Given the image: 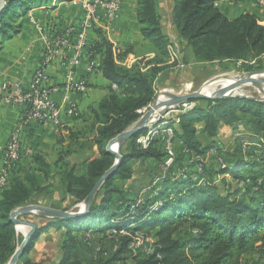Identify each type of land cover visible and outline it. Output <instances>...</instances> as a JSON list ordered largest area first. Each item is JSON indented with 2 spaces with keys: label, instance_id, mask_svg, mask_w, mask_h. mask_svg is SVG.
Wrapping results in <instances>:
<instances>
[{
  "label": "trees",
  "instance_id": "1",
  "mask_svg": "<svg viewBox=\"0 0 264 264\" xmlns=\"http://www.w3.org/2000/svg\"><path fill=\"white\" fill-rule=\"evenodd\" d=\"M53 1L7 0L0 14V51L5 42L21 33L23 16ZM219 1L223 0H170L169 23L176 33L174 41L163 27L158 0H137L140 32L145 40L151 41L155 55L140 59L131 68L117 64L119 50L115 52L106 34L97 31L99 39L92 49L101 57L100 70L119 88V91L111 90L91 109L87 135L93 136L92 142L98 147L100 158L90 162L86 171L79 174L77 166L68 164L67 159L76 153L78 142L86 133L70 131L71 143L61 148L54 165H64L57 175L58 185L47 184L57 180V176H51L52 165L40 152L32 155L33 167L18 177L13 175L0 194V264H8L18 248L16 229L9 221L11 213L28 205L69 211L82 204L115 163V157L107 152L109 142L137 122L154 102L161 75L169 74L179 64L186 68V63H193L190 69L194 71L217 62H262L264 25L250 14L230 19L217 8ZM182 48H186L185 53ZM128 53L131 50L123 52L121 58ZM172 74L174 76V72ZM161 85L179 86L170 80ZM191 102L197 105L177 114L176 128L175 117L161 119L160 124L166 122L173 127L172 145L176 147V142H180L192 159L191 164L201 167L200 182H194L190 175L186 180L167 178L159 184V193L149 191L142 204L134 205L135 200L129 197L131 192L126 186L133 179V163L158 161L161 165L167 155L159 138L147 149H141L139 141L148 132L142 131L123 145V163L102 185L90 213L79 220L43 218L45 222L37 225L18 264H44L33 259L23 262V259L34 250L37 239L53 228L61 232L62 239L61 257L55 264H82L81 251L88 245L71 228L98 229L102 237H112L108 249L105 246L97 252L100 258L97 264H242L247 255L264 258V201L256 205L257 198L250 195L253 188L248 186L227 193L220 189L221 183L230 185V178L243 182V168L264 171V157L252 163L230 161L224 167L214 164L215 156L207 158L212 150L220 151L218 139L223 125L237 128L244 123L250 132L264 139V100L236 97ZM201 125L205 142L199 137ZM137 233L143 234L136 238ZM136 239L144 244L153 240L152 252L134 249ZM89 251L83 252L84 256Z\"/></svg>",
  "mask_w": 264,
  "mask_h": 264
},
{
  "label": "crops",
  "instance_id": "2",
  "mask_svg": "<svg viewBox=\"0 0 264 264\" xmlns=\"http://www.w3.org/2000/svg\"><path fill=\"white\" fill-rule=\"evenodd\" d=\"M160 1H163L162 4H164L165 11V14L163 15V27L165 30L171 33L170 35L175 41V30L173 29L172 25H169L172 13L170 0H159V2ZM233 1L234 0L219 1L216 3V6L227 17H229L228 14L230 7L239 9L241 11L239 15H236L234 18L229 17L230 19H235L242 15L250 14L260 19V22L262 25H264V9L258 7L255 0H246L238 7L234 6ZM69 3L70 6H55L53 9H43L40 7L37 10H40L42 12L41 14H37V10H33L26 15L28 22L34 29V37L30 38L29 42H26L25 38L23 37L24 35L20 33L19 39H17V37L8 41L0 51V85L6 81L22 83L23 85H28L31 82L34 71L37 70L40 66V63H42L44 57L43 48L45 43L44 35L39 31L35 23H38L42 27H46V25L50 24L51 22L54 23V26L59 32H63V30L66 29L68 25L84 17V8L80 0H70ZM123 5L122 12L118 19L114 22L112 32L107 38L122 50L119 51V59L117 60V64L131 68L140 59L153 58L155 54L151 48H147L148 42L142 37L140 32V25L136 16L137 0H123ZM164 11L163 8H160L159 12L163 14ZM165 23H167V27L165 26ZM88 37L92 44L99 39L97 32H90ZM136 47H140L139 49L141 50L136 51ZM129 50H131V53H128L126 57L122 59L121 55L123 52L125 53ZM69 53L73 54L74 51L70 50ZM97 58L99 59L101 66V57L98 55ZM174 59L175 55L173 56V60ZM69 72V65L65 63L61 57L57 58L48 69L49 81L46 86H64V84L68 81ZM71 80L74 83L86 81L88 88L83 93L70 94L65 90H59L58 92L53 93L52 100L56 101L57 103L65 104L67 101L75 102L79 105L83 112V116L80 119L70 118L65 113L61 117V121L64 123L63 128H61L62 130L65 129L67 131L70 130L74 132L86 133V135H83V138L79 140V145L77 146L78 150L76 153L67 159V163L71 166L76 165L77 172L82 174L86 171V168L90 162L100 158L99 149L92 142L93 136L87 135V130L91 124V109L96 108L97 106L94 105L97 103L99 105V103L109 95L111 90L119 91V88H115V84L107 80L103 76L101 70L100 73L91 71L90 61L86 56L83 57L82 64L78 68L74 69L73 73L71 74ZM169 80L170 75L168 73L159 77L157 88L160 87V92L164 91L166 88H171L170 86L161 85L163 81L169 82ZM31 89L32 88H29V90ZM25 110L26 109L24 106H12L5 103L0 104V178L4 168V151L6 144L12 131L18 127L22 128L21 144L25 153L28 150L32 151V155L34 152H40L44 155L49 164H51V162L48 161V157H53L56 152L55 150L57 149V145L63 144L62 148H64L71 143L67 138L64 143L60 142L59 126L57 124L49 122L47 125H40L34 120L24 124L23 117ZM165 118L166 117L162 119ZM165 126L166 125L163 122L159 126L151 128L147 134L144 135L145 139L152 140L154 139L155 135L166 132L165 136L160 135L157 137L162 141H166L167 133H173V129L169 128L165 131ZM176 127L177 124L174 125V128ZM222 127L230 128L223 125L221 126L220 131L222 130ZM202 128L203 125H201L199 137L201 141L205 142L206 137L202 132ZM155 129H159L160 131H155ZM144 136L141 137L140 141L144 139ZM173 144L175 145V142H173ZM162 145L165 149L166 145H164V143H162ZM175 146L177 151L181 153L183 145H181L180 142H176ZM57 154L58 157L54 160L53 165H55L59 159V152ZM32 155H27L17 164L14 170V173L17 174V176L15 175L16 177L22 175L24 172L33 167ZM152 162L153 161H146L144 164L152 165ZM62 167H64L63 164L59 165V172L62 171ZM133 169L135 170V168ZM134 176L135 174H133V179H135ZM11 179L12 177L7 179L3 188L8 185ZM132 182V180L128 181L126 186L130 192H137L134 190V186L138 182L135 181L134 184ZM145 194L148 196L149 192H146Z\"/></svg>",
  "mask_w": 264,
  "mask_h": 264
},
{
  "label": "rangeland",
  "instance_id": "3",
  "mask_svg": "<svg viewBox=\"0 0 264 264\" xmlns=\"http://www.w3.org/2000/svg\"><path fill=\"white\" fill-rule=\"evenodd\" d=\"M70 0H56L53 2H49L47 4H45L43 7L41 8H49V9H53V7L55 6H59V7H65L67 5L70 6L69 3ZM244 1L246 0H234V6H240V4L244 3ZM163 1L158 0V9L160 11V8H163L164 11V4H162ZM256 2V0H255ZM124 6V5H123ZM39 8H33L32 10H30L29 12L33 11V10H37ZM51 11V10H50ZM241 11L239 9H235L233 7L229 8V17L234 18L236 15H239ZM42 12L40 10H37V14H41ZM162 14V13H160ZM165 14V11L162 14V19H163V15ZM36 16V13H35ZM257 18V17H256ZM258 23L262 25V23L260 22V19H258ZM20 22H22L23 24V29L21 31V33L24 35L23 37L25 38L26 42L30 41V38L34 37V29L32 27V25L28 22L27 16H23L20 19ZM54 22V21H53ZM49 23V22H48ZM51 23V22H50ZM162 23H164V19L162 20ZM38 23H35V25ZM170 25V24H169ZM165 26L167 27V23H165ZM176 36V34H175ZM18 37V38H17ZM20 35H16L14 36L12 39H19ZM11 39V40H12ZM10 41V40H9ZM148 42V46L147 48H151V50L153 51V45L151 43V41L146 40ZM8 42V41H7ZM5 42L3 47L5 46V44L7 43ZM118 47V46H117ZM183 47V46H182ZM140 47H136V51H140L141 49H139ZM120 49V48H119ZM183 49V53H185L184 51H186L184 48ZM121 50V49H120ZM179 50H181V47L179 46ZM122 51V50H121ZM176 51V50H175ZM177 53V52H176ZM174 56V54H173ZM154 57V56H153ZM172 62H174L173 60L170 62L172 64ZM191 62V61H190ZM140 63V62H139ZM194 67L193 63H186V68L185 65H181L179 64L178 66H176V68L171 71L169 74L171 75V77L173 76V72H174V76L173 78L170 77V82L172 83H176L177 88L176 87H171L174 90L171 91L169 90L168 92L170 93H178V94H190V93H195L198 92L200 89H202L203 86H205V84L211 80L213 77L222 75V74H226V73H246V72H264V59H262V62H248V61H238V62H217V63H213V64H209L206 65L200 69H196L194 71H192L190 68ZM178 68H181L182 70H178ZM250 68V69H249ZM141 69V66H140ZM146 70V68H145ZM144 70V71H145ZM142 71V70H141ZM264 85V82H263ZM158 86V84H157ZM157 95H159L160 93V87L157 88ZM237 92V91H236ZM234 92V93H236ZM243 93L244 95H246L247 98H254V99H258L261 100L262 98L264 99V92L263 90L260 88V86L258 84H248L247 86H245L243 88V90L240 92ZM165 95V93L163 92L160 95ZM192 103V105L195 107L197 104ZM185 104V103H184ZM184 104L179 105L176 107V109L172 112H169L168 114H166L164 117H166L165 119L169 120L172 117H175V124H177V122L179 121L176 117L177 114L183 112V111H187L189 106H184ZM202 105H206L205 103H202ZM94 106H98V103L95 104ZM152 105H150L147 109L149 110L150 107ZM193 106H190L193 108ZM82 112V110H81ZM147 111H143V115L146 113ZM83 113V112H82ZM172 113V114H171ZM142 115V116H143ZM163 117V118H164ZM165 126V131L166 129H173L172 126H170V124L164 122ZM151 128H154L151 127ZM150 128V129H151ZM149 129V130H150ZM148 130V131H149ZM155 131H160L159 129ZM68 132V133H67ZM70 133V130L67 131L65 129H60L59 131V140L62 142H64L66 140V138L68 139V135ZM165 136L166 132L161 133V134H157L155 135L154 139H156L158 136ZM152 139V138H151ZM169 139H166V141H162V143H164V145H166V143H168ZM62 142V143H63ZM218 149H220V151L218 150H212L208 155L207 158L211 157V156H215L216 158H214V164H222V166L224 167L225 164L227 162L230 161H235V160H241V161H246V162H255L258 160H261V158L264 157V139L259 136V135H255L254 133L250 132L245 126L244 124L241 123L238 124L237 128H225L222 127V130L220 131V137L218 139ZM63 144H59L57 145V149L55 150V154L50 157H48V161L51 162L52 165V170H51V176H54V178L58 175L59 173V168L58 167H53V162L55 159H57L58 157V152L61 150ZM175 148V152H174V157L171 164L168 165V167L166 166L167 162L170 161V157L171 155L167 153L166 155V159L164 164H159L158 161H153L152 165H146L144 163H146V161L144 162H135L134 167L132 165V169L135 168L134 171V178L132 179V183L134 184L135 181L138 182L135 184L134 186V190L132 191L131 194H129L130 198H133L135 200V204L136 206H138L139 204H142L144 199L147 197L145 194L146 192L149 191H154L156 193H159V184L167 179V178H173V179H177V178H182V179H187L188 176H191V179L195 182H200V174H201V167L198 165H192V159L188 158V152L186 151V149H182V152H178L176 147ZM32 152V151H31ZM35 153V152H34ZM33 153V154H34ZM39 153V152H38ZM27 155H31L30 153ZM244 170H242L243 172V182H237V181H233L230 180V185H226V184H220V189L222 193H227L230 191H233L232 189L235 188H243L245 186L251 187L253 188V190L250 192V195H254L257 198V203L256 205H259L261 203H263L264 201V171H262L261 168H243ZM14 176L17 174H13ZM12 175V176H13ZM186 176V178H185ZM160 178L159 180H156L157 178ZM53 178V179H54ZM60 181L59 176H57V180H50L48 183H55L57 184ZM58 185V184H57ZM7 188V187H6ZM5 189V188H4ZM58 191V190H56ZM3 192V191H2ZM135 206V207H136ZM25 207V206H22ZM82 208L81 204L75 206L73 209L69 210L72 212H78L80 209ZM59 210H63L61 208H57ZM45 219V218H44ZM42 217H38L35 215H22L18 217V220L22 221V222H27V223H36L37 225L39 223H44L45 221ZM15 226V225H14ZM16 229V227H15ZM73 233L76 234L78 236V238L80 240H83L85 242H87V249H85L86 251H89V254L85 255L83 254V252H86L85 250L81 251V258H82V264H97L98 261L100 260L99 256L97 257L96 255L99 254L97 253L98 251H100L101 248L104 249V247L106 246V250L108 249V247L112 244V237H102L101 232H99L100 230L95 229V230H91V231H79L76 228H71ZM31 230V228H28V231ZM27 231V232H28ZM17 232V238H18V247L22 244L23 240H24V235L26 234V232L24 231H18ZM60 233L59 231H56V229H52L49 233H45L43 236H41L40 238L37 239L36 241V246L34 247V250L28 254L24 259L23 262L26 261L27 259H32L36 262H41L44 264H55L57 262H59L60 257H61V252H60V245L62 242V239L60 238ZM124 234H126L124 232ZM143 233H137L136 235L139 238L140 236H142ZM181 236H184V234L182 233ZM149 244H144L142 243L141 239H136V243L134 244V249H138L139 252H141V250H143L144 252L147 253H151L152 252V248L153 247V240H148ZM106 255V252L103 254ZM260 256L257 254H253V255H247L245 256L242 264H264V258H259ZM104 258V257H103Z\"/></svg>",
  "mask_w": 264,
  "mask_h": 264
},
{
  "label": "built area",
  "instance_id": "4",
  "mask_svg": "<svg viewBox=\"0 0 264 264\" xmlns=\"http://www.w3.org/2000/svg\"><path fill=\"white\" fill-rule=\"evenodd\" d=\"M84 8V17L66 27L63 32H59L54 23L42 27L36 24L39 31L44 35L45 43L43 55H48V63L45 65V75H36V70L32 75V80L28 85L15 82H4L0 85V104L5 103L12 106H24L25 113L23 123L26 124L31 120L40 125H47L49 122L57 124L59 131L63 128L64 123L61 121L65 113L70 118H78L82 115L81 108L75 102L67 101L57 103L52 100V95L59 90H65L67 93H83L88 88L87 82L74 83L71 80V74L74 69L82 64L83 57L86 56L90 61L91 71L100 73V61L98 54L92 49V43L89 41V33L103 31L106 36L111 34L114 22L118 19L123 9V0H80ZM256 5L264 9V0H256ZM114 48L119 49L116 45ZM74 53L70 54L69 51ZM119 51H121L119 49ZM61 57L69 65L70 72L68 81L54 87H47L49 81L48 69L53 62ZM145 64V63H143ZM143 65H141L142 70ZM29 88H36V96H29ZM184 106H193L192 103H185ZM194 107V106H193ZM22 128L18 127L10 134L9 140L4 151V168L0 178V183L6 182L8 178L13 177L17 164L31 154V151L25 153L21 144ZM174 134L167 133L168 143L165 152L170 154V161L166 166L171 164L174 157V146L172 139ZM152 140L139 141L141 149H147ZM158 177L156 180H159ZM142 243H144L142 241ZM154 249V248H152Z\"/></svg>",
  "mask_w": 264,
  "mask_h": 264
},
{
  "label": "water",
  "instance_id": "5",
  "mask_svg": "<svg viewBox=\"0 0 264 264\" xmlns=\"http://www.w3.org/2000/svg\"><path fill=\"white\" fill-rule=\"evenodd\" d=\"M7 4V0H0V14L4 10ZM234 80V84H241V85H248L251 83L258 84L260 88L264 92V72H246V73H226L216 77H213L209 80L205 86L202 87L198 92L190 93V94H178V93H170L168 89L173 91V88H166L164 91L160 92L163 94L162 96L167 98V101L160 102V94L157 95V98L151 104L152 106L150 109H145L147 111L137 122L132 124L128 127L123 133L112 139L108 146L107 152L115 157V163L111 167L109 171H107L102 178L96 183L93 190L86 198V200L81 204L82 208L78 212L72 211H64L59 210L57 208H51L41 205H28L25 207H20L14 210L9 218V221L12 222L16 230H18L19 226H26L31 228L30 232L25 236L22 244L16 249L14 255L12 256L10 262L8 264H18V261L24 255L25 250L27 249L28 245L30 244L31 240L33 239L34 234L36 233L37 224L36 223H27L18 220L19 216L22 215H35L42 218L47 219H65V220H79L90 213L91 205L96 198L97 194L99 193L102 185L112 177L118 170V168L123 163V156L121 154V149L123 145L131 140L134 136L141 133L142 131H148L150 127L159 125L161 119L176 109L177 106L182 105L184 103H190L193 100H200V99H210V100H221L227 98H247L246 95L243 93H229L227 95H211L205 96L204 90L216 81L219 80ZM254 99V98H250ZM264 100L263 98L261 99ZM114 146H117V149H114Z\"/></svg>",
  "mask_w": 264,
  "mask_h": 264
},
{
  "label": "bare ground",
  "instance_id": "6",
  "mask_svg": "<svg viewBox=\"0 0 264 264\" xmlns=\"http://www.w3.org/2000/svg\"><path fill=\"white\" fill-rule=\"evenodd\" d=\"M114 51H118V49L114 48ZM117 57H116V62H117ZM42 63H48V55H44ZM118 63V62H117ZM36 75H45V65H40L39 68L36 70ZM247 86V85H241V84H234V80L229 79V80H219L214 82L213 84H210L205 90H204V95L205 96H211V95H227L229 93H234L238 94L240 93L243 88ZM115 88H118L115 85ZM169 91V90H168ZM29 96H36V88H32L31 90H29ZM167 101V98L163 97L162 95L160 96V102H164ZM192 107H188V109L190 110ZM160 125V123H159ZM156 125V126H159ZM155 127V126H154ZM151 128V127H150ZM147 140V139H145ZM144 141V139L142 140ZM114 149H117V146H114ZM5 182L0 183V194L3 190ZM18 231H24L26 232V234L24 236H26L30 230L28 231V227L26 226H19L18 227ZM28 231V232H27ZM25 238V237H24Z\"/></svg>",
  "mask_w": 264,
  "mask_h": 264
}]
</instances>
